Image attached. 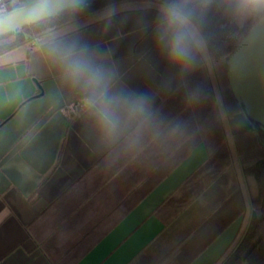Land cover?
Returning <instances> with one entry per match:
<instances>
[{
  "label": "crops",
  "instance_id": "crops-1",
  "mask_svg": "<svg viewBox=\"0 0 264 264\" xmlns=\"http://www.w3.org/2000/svg\"><path fill=\"white\" fill-rule=\"evenodd\" d=\"M169 7L121 2L0 55V264H223L237 247L252 212L240 155L258 144H235L248 119L226 114L188 19L190 58L170 55Z\"/></svg>",
  "mask_w": 264,
  "mask_h": 264
},
{
  "label": "trees",
  "instance_id": "trees-1",
  "mask_svg": "<svg viewBox=\"0 0 264 264\" xmlns=\"http://www.w3.org/2000/svg\"><path fill=\"white\" fill-rule=\"evenodd\" d=\"M129 1L140 0H92L78 8L46 18L26 27L10 37L0 41V55L24 44L28 39L41 35L51 29L86 17L109 6ZM169 6H178L192 22L201 35L208 57L215 68L216 78L221 91L226 114L231 117L243 113L249 126L233 133L236 145L257 143L258 147L240 155V164L251 188V218L247 230L237 247L229 253L223 264H264V129L251 119L243 102L236 97L226 78V60L237 47L240 40L264 16V10L254 9L255 0H156ZM200 77V82L197 78ZM193 78L197 93H201L204 119L207 120L208 132H214L221 139L220 123L208 90H201L202 72L196 70L189 74L187 82ZM192 81V79H191ZM205 100V101H204ZM219 141V140H218Z\"/></svg>",
  "mask_w": 264,
  "mask_h": 264
},
{
  "label": "water",
  "instance_id": "water-1",
  "mask_svg": "<svg viewBox=\"0 0 264 264\" xmlns=\"http://www.w3.org/2000/svg\"><path fill=\"white\" fill-rule=\"evenodd\" d=\"M92 0H41L0 18V41L46 18L64 13ZM38 8L33 15L32 9ZM226 78L248 116L264 129V16L240 40L226 60Z\"/></svg>",
  "mask_w": 264,
  "mask_h": 264
},
{
  "label": "clouds",
  "instance_id": "clouds-1",
  "mask_svg": "<svg viewBox=\"0 0 264 264\" xmlns=\"http://www.w3.org/2000/svg\"><path fill=\"white\" fill-rule=\"evenodd\" d=\"M261 3H264V0H260ZM39 11L38 8L31 10L29 15L35 14ZM3 13H0V16H3ZM166 16L169 22L176 26V32L174 33L171 44H170V55L177 60H188L190 58V51L186 43V15L180 10L178 6H170L166 11Z\"/></svg>",
  "mask_w": 264,
  "mask_h": 264
},
{
  "label": "rangeland",
  "instance_id": "rangeland-1",
  "mask_svg": "<svg viewBox=\"0 0 264 264\" xmlns=\"http://www.w3.org/2000/svg\"><path fill=\"white\" fill-rule=\"evenodd\" d=\"M35 1H38V0H34L33 2H35ZM31 3H32V2H31ZM26 5L30 6V5H32V4H26ZM26 5H25V6H26ZM253 5H254V9H255L256 11H258V12H261V11L264 10V3H261L260 0H255V2H254ZM28 6H26V7H28ZM7 14H9V12H8Z\"/></svg>",
  "mask_w": 264,
  "mask_h": 264
},
{
  "label": "built area",
  "instance_id": "built-area-1",
  "mask_svg": "<svg viewBox=\"0 0 264 264\" xmlns=\"http://www.w3.org/2000/svg\"><path fill=\"white\" fill-rule=\"evenodd\" d=\"M6 2V0H0V13L4 14L3 16H0V18L6 16L8 13V10L6 8Z\"/></svg>",
  "mask_w": 264,
  "mask_h": 264
}]
</instances>
